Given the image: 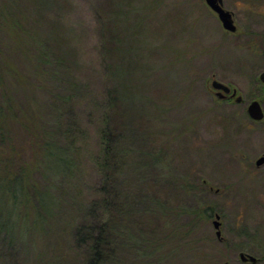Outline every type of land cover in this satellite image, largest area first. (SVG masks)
Returning a JSON list of instances; mask_svg holds the SVG:
<instances>
[{"label": "rangeland", "instance_id": "1", "mask_svg": "<svg viewBox=\"0 0 264 264\" xmlns=\"http://www.w3.org/2000/svg\"><path fill=\"white\" fill-rule=\"evenodd\" d=\"M223 5L233 13V32L205 0H0L1 11L22 16L26 31L47 39L41 47L24 41L0 20L5 62L20 78L32 52L46 55L42 75L27 74L30 87L18 76H7V87L19 102L40 103L47 124L57 120L56 132L69 125L75 134L73 170L48 181L51 210L35 223L29 209L26 220L35 226L19 232L17 225L13 238L0 232V264H87L76 228L87 223L96 196L92 156L106 113L127 150L120 190L131 201L130 215L118 221L128 238L116 239L114 264H264L238 256L264 254V167L254 166L264 117L246 111L252 99L264 109V0ZM212 78L242 100L218 99ZM62 94L70 97L64 105L55 100ZM15 129L27 156V133ZM158 240L173 253H143Z\"/></svg>", "mask_w": 264, "mask_h": 264}, {"label": "trees", "instance_id": "2", "mask_svg": "<svg viewBox=\"0 0 264 264\" xmlns=\"http://www.w3.org/2000/svg\"><path fill=\"white\" fill-rule=\"evenodd\" d=\"M20 17L11 14L9 17L5 9L2 11L0 9V20L3 19L13 33L21 32L23 38L24 35L29 36V39H34L35 45L47 41L43 36L34 38L31 33L26 31ZM25 40L26 38H24ZM5 52V47L0 42V232H7L6 234L13 238L12 235L15 233L17 225L21 227L19 232L27 231L28 227H33L34 224L29 225L26 220L31 209L32 221L35 223L41 219V212L48 213L51 210L55 198L51 191L54 185L50 182L56 175L67 176L73 170V157L69 155V150L75 142V137H73L75 134L71 132L69 125L60 133L56 132L57 120L47 124L45 114L43 115L40 111V103L32 98L25 99V102H19L12 94L11 89L7 87V76H11L15 80L18 76L17 82L23 83L24 81L25 86L28 84L27 79L30 78L27 74L36 78L40 77L43 72L40 64L46 62L45 53L43 51L41 53L32 52L29 71L20 78V73L5 62ZM68 81L73 82L71 79ZM28 87H30L29 84ZM69 99L68 95L62 94L55 100L64 105ZM57 108L56 104V110ZM113 108L115 113L120 115L116 106L113 105ZM110 119V115L107 113L101 118L97 132L98 151L92 156V163L99 175V180L93 187L96 196L87 206V223L76 228L78 241L85 245L84 260L87 264L111 262L114 264L117 262L115 256L120 248L116 239L119 236L128 238V231L121 235L118 224V221L123 219L122 216H129L131 213V201L128 204L127 198L122 196L120 190L122 187L121 169L125 163L124 153L127 150L120 144L119 125H112ZM16 127L27 133L29 148L27 156H25L26 147L19 145L16 140ZM33 209H35L34 213ZM163 246L162 241L158 240L150 248L142 247L143 253L151 254L155 249L157 253L162 251H166V254L173 253V248H163Z\"/></svg>", "mask_w": 264, "mask_h": 264}, {"label": "water", "instance_id": "3", "mask_svg": "<svg viewBox=\"0 0 264 264\" xmlns=\"http://www.w3.org/2000/svg\"><path fill=\"white\" fill-rule=\"evenodd\" d=\"M206 4L209 6V8L216 14L217 18L219 19L222 27L229 31V32H233L236 30V24L234 22V18H233V13L231 10H229L228 8L224 7L223 5V0H205ZM259 79L261 81L264 80V69L260 72L259 74ZM210 85L212 86L213 89L216 90V95L218 97H222L225 95V93L230 91V86L217 79V78H212ZM231 95L235 96V101H240L242 100L241 95H236V88H232L231 89ZM246 111L247 114L249 115V117H251L252 119L258 120L261 119L263 116V110H262V106L261 103L259 102V100L257 99H252L251 101L248 102L247 106H246ZM264 161V154L259 156L256 159V164H260ZM213 222V226L215 227V234L217 236H220L221 231L219 228L220 225V220H219V214L215 213L214 214V218L212 220ZM240 256L242 259L248 258L251 261H255V257L253 255L247 254L245 255L244 253H240ZM227 264V263H224Z\"/></svg>", "mask_w": 264, "mask_h": 264}, {"label": "flooded vegetation", "instance_id": "4", "mask_svg": "<svg viewBox=\"0 0 264 264\" xmlns=\"http://www.w3.org/2000/svg\"><path fill=\"white\" fill-rule=\"evenodd\" d=\"M234 18V17H233ZM262 82H264V80L262 81ZM229 85V84H228ZM230 86V85H229ZM230 88L232 89V88H235V87H231L230 86ZM230 89V91L229 92H227V93H225V95L224 96H222V97H218L217 95H216V90L214 91V94L216 95V97L218 98V99H225V98H228V97H234V96H232L231 95V90ZM262 104V103H261ZM262 106V110H263V116H262V118L264 117V109H263V105H261ZM262 118H261V120H262ZM260 120V119H259ZM264 129V128H263ZM264 154V148L260 151V153H259V155L255 158V160H254V166L256 167V168H258V167H264V161L262 162V163H260V164H256V159L259 157V156H261V155H263ZM217 189V188H216ZM214 214L215 213H218V212H216V211H214L213 212ZM219 214V218H220V213H218ZM220 220V219H219ZM220 225H221V221H220ZM220 225H219V228H220ZM216 235V234H215ZM216 237H217V239H219V240H221V241H223L222 239H223V237H222V234H220V236H217L216 235ZM244 253L245 255H247V254H250V255H253L256 259H255V261H253V263H256V262H258V261H264V254H259V255H254V254H251V253H247V252H245V251H242V250H240V251H238V256H239V258H241V256H240V253ZM241 260L242 261H244V262H246V261H250L248 258H245V259H242L241 258Z\"/></svg>", "mask_w": 264, "mask_h": 264}]
</instances>
